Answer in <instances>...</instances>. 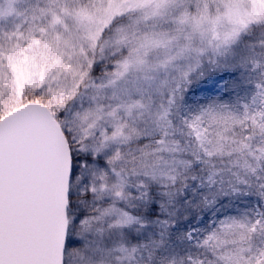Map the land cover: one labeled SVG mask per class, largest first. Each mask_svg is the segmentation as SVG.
<instances>
[{
	"label": "snow or ice",
	"instance_id": "6c2138e0",
	"mask_svg": "<svg viewBox=\"0 0 264 264\" xmlns=\"http://www.w3.org/2000/svg\"><path fill=\"white\" fill-rule=\"evenodd\" d=\"M0 264H264V0H0Z\"/></svg>",
	"mask_w": 264,
	"mask_h": 264
}]
</instances>
